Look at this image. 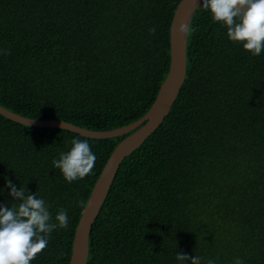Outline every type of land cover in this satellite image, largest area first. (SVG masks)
I'll list each match as a JSON object with an SVG mask.
<instances>
[{"label":"trees","instance_id":"1","mask_svg":"<svg viewBox=\"0 0 264 264\" xmlns=\"http://www.w3.org/2000/svg\"><path fill=\"white\" fill-rule=\"evenodd\" d=\"M179 1L0 0V106L92 131L136 121L168 73ZM200 2L181 90L121 162L92 226L87 264H180L176 253L201 264H264V51L253 56L231 42ZM126 135L91 138L0 114V205L17 202L11 180L50 205L52 222L61 208L69 217L31 264L69 263L92 187ZM74 138L87 140L97 159L91 175L69 183L52 161Z\"/></svg>","mask_w":264,"mask_h":264},{"label":"clouds","instance_id":"2","mask_svg":"<svg viewBox=\"0 0 264 264\" xmlns=\"http://www.w3.org/2000/svg\"><path fill=\"white\" fill-rule=\"evenodd\" d=\"M200 6L208 10L213 22L226 29L227 38L241 44L245 51L258 56L264 51V0H201ZM177 31L184 32L185 25L179 24ZM150 34L156 28L149 29ZM3 54H8L4 50ZM71 148L61 152L59 159H53V167L59 169L63 178L71 183L91 175L95 167L96 155L87 140L72 139ZM6 187L15 203L11 206L0 205V264H31V261L47 246L50 234L58 228L67 229V211L59 209L55 222L50 205L38 198L36 193L29 194L24 186L17 188L11 180ZM180 264H201L202 257L176 253ZM206 264H215L209 259ZM233 264H244L235 258Z\"/></svg>","mask_w":264,"mask_h":264},{"label":"water","instance_id":"3","mask_svg":"<svg viewBox=\"0 0 264 264\" xmlns=\"http://www.w3.org/2000/svg\"><path fill=\"white\" fill-rule=\"evenodd\" d=\"M200 1L180 0L174 10L169 32L170 63L168 73L152 105L136 121L113 130L92 131L57 119L26 118L0 106V114L22 124L58 126L91 138H109L128 134L114 147L92 187L75 229L68 264H87L90 232L121 162L160 126L175 102L186 77L188 26L191 15ZM179 24L185 25L184 32L177 31Z\"/></svg>","mask_w":264,"mask_h":264},{"label":"bare ground","instance_id":"4","mask_svg":"<svg viewBox=\"0 0 264 264\" xmlns=\"http://www.w3.org/2000/svg\"><path fill=\"white\" fill-rule=\"evenodd\" d=\"M194 5H195V4H194ZM194 5H193V6H194Z\"/></svg>","mask_w":264,"mask_h":264}]
</instances>
